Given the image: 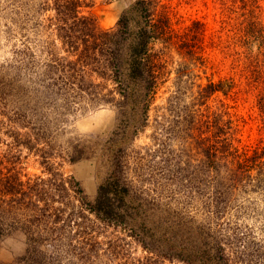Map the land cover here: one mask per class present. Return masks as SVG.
<instances>
[{"label": "trees", "instance_id": "trees-1", "mask_svg": "<svg viewBox=\"0 0 264 264\" xmlns=\"http://www.w3.org/2000/svg\"><path fill=\"white\" fill-rule=\"evenodd\" d=\"M164 1L135 0L109 29L81 13L85 0L38 2L51 12L34 29L42 38L1 66L0 130L46 177L23 179L0 159V242L24 244L0 264H264V142L239 144L226 103L239 84L203 81L206 27L178 32ZM212 1L237 25L239 55L264 70V0ZM252 61L239 81L259 87L264 127V71ZM102 108L117 116L106 143L67 137L75 117ZM98 154L107 175L88 200L59 168Z\"/></svg>", "mask_w": 264, "mask_h": 264}, {"label": "rangeland", "instance_id": "rangeland-1", "mask_svg": "<svg viewBox=\"0 0 264 264\" xmlns=\"http://www.w3.org/2000/svg\"><path fill=\"white\" fill-rule=\"evenodd\" d=\"M135 0H85L81 13L92 18L101 29L114 27L119 16L129 8ZM38 2L43 0H0V72L1 66L8 62L14 64L16 54L28 46L30 40H40L41 35L34 29L36 24L38 29L43 27L44 21L51 16L50 11L40 12ZM171 16V23L178 32L186 29L192 21L198 20L206 27V39L204 41L205 57H208V68L205 74L199 72L205 81V76L217 81L220 78L231 77L239 84L235 93L226 99V103L231 108L234 115V134L240 141L239 144L247 148L255 147L259 142H264L263 119L257 108L256 99L258 95L257 84L254 87L245 88L241 85L239 76L245 65L252 60L243 59L241 49L237 48L233 33L236 26L232 22L225 21L220 13L218 3L212 0H165ZM261 8L264 17V2ZM241 11L237 12V17L241 16ZM240 22V18H239ZM27 40V42H26ZM210 43L214 45L210 46ZM24 44V45H23ZM40 44V43H39ZM254 67L260 69L252 61ZM1 74V73H0ZM170 81L163 87L158 95L159 104L168 94ZM248 89L246 92L245 90ZM156 103V105H158ZM117 128V116L114 110L102 108L87 114L77 116L72 121L67 135L68 138L80 141H92L99 139L101 146L106 143ZM4 129L0 130V159L7 163L9 167H14L20 171L22 178L33 176H45L43 167L39 163V158L31 152L14 146L5 134ZM148 133L137 137L133 142V149L139 151L149 145ZM120 136L116 137L117 144L122 145ZM126 143V141H125ZM124 143V144H125ZM130 143V141H129ZM100 154L89 160H80L74 164L61 165L59 170L66 176L74 177L80 184L88 200H93L98 187L106 177V161H103ZM11 164H8V162ZM152 184H145L144 187L152 190ZM157 188V185H156ZM176 193L178 189L174 188ZM169 192V191H167ZM171 192H174L171 190ZM199 205V204H198ZM258 226L256 221L251 220ZM252 222H247L252 226ZM112 233V230L105 229V235ZM131 250H135L131 247ZM24 251L23 239L15 235L0 242V262L9 263L15 257L21 256ZM138 255H135L137 257Z\"/></svg>", "mask_w": 264, "mask_h": 264}]
</instances>
